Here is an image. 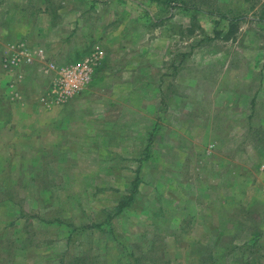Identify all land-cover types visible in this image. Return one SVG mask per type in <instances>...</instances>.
I'll list each match as a JSON object with an SVG mask.
<instances>
[{
    "label": "rangeland",
    "instance_id": "374dc122",
    "mask_svg": "<svg viewBox=\"0 0 264 264\" xmlns=\"http://www.w3.org/2000/svg\"><path fill=\"white\" fill-rule=\"evenodd\" d=\"M131 257L264 264V0H0V264Z\"/></svg>",
    "mask_w": 264,
    "mask_h": 264
},
{
    "label": "built area",
    "instance_id": "2783aa9c",
    "mask_svg": "<svg viewBox=\"0 0 264 264\" xmlns=\"http://www.w3.org/2000/svg\"><path fill=\"white\" fill-rule=\"evenodd\" d=\"M11 46L10 52L3 58L5 69L10 73L22 64L33 63L35 60L43 62L42 68L45 73H54V75L56 73V77L54 76L51 83L50 95L57 101L69 100L87 86L94 71L91 62L98 55L96 51L73 65L59 66L54 62L47 61L46 53L42 47H30L27 43Z\"/></svg>",
    "mask_w": 264,
    "mask_h": 264
},
{
    "label": "crops",
    "instance_id": "0c3cea01",
    "mask_svg": "<svg viewBox=\"0 0 264 264\" xmlns=\"http://www.w3.org/2000/svg\"><path fill=\"white\" fill-rule=\"evenodd\" d=\"M8 51H9V50H8V46H7L6 49H3V54H2V55L6 54ZM2 55H1V62H2ZM46 55H47V61H49V62H54L55 65H59V66H62V65H63V64H59L58 61H56L55 57L53 58V56L50 55L49 53H46ZM83 57H84V56H83ZM82 60H83V59H82ZM80 61H81V60H80ZM73 64H75V63H69V65H73ZM33 66H34V65H33ZM33 66H30V68H32ZM42 72H43V71H42ZM40 73H41V72H40ZM44 73H45V72H44ZM5 75H6V74H5ZM50 75L53 76L54 73H51ZM55 77H56V73H55ZM46 78L48 79V76H46ZM53 78H54V77H53ZM53 78H51L50 83H52ZM7 79H8V78H7ZM88 85H89V84H88ZM88 85H87V86H88ZM87 86H86V87H87ZM22 87H24V86L21 85L20 89H22ZM86 87H85V88H86ZM82 90H83V89H82ZM82 90H81V91H82ZM81 91H80V92H81ZM80 92H79V93H80ZM40 93H41V92H40ZM77 94H78V93H77ZM77 94H75L74 96H76ZM19 95H20V94H19ZM20 96H21V95H20ZM42 96H44V94H43ZM42 96H40V97L37 98V102H38V99H39V98H40V102H42V101H43V102L46 101V99L43 100ZM74 96H72L69 100H72ZM12 97H13V96H12ZM76 100H77V97L74 98L72 101L74 102V101H76ZM72 101L69 102L67 106L71 105V103H73ZM53 108H54V107H53ZM53 108H51V109H53Z\"/></svg>",
    "mask_w": 264,
    "mask_h": 264
},
{
    "label": "trees",
    "instance_id": "16d2710c",
    "mask_svg": "<svg viewBox=\"0 0 264 264\" xmlns=\"http://www.w3.org/2000/svg\"><path fill=\"white\" fill-rule=\"evenodd\" d=\"M186 5V7H187V4H185ZM120 208H122V207H120ZM141 261L142 260H140V258H138V257H131V260H130V262H129V264H141ZM246 264H252L251 262H246Z\"/></svg>",
    "mask_w": 264,
    "mask_h": 264
}]
</instances>
